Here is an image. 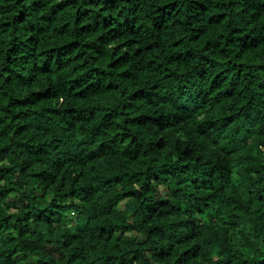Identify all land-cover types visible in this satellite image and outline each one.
I'll use <instances>...</instances> for the list:
<instances>
[{
  "label": "trees",
  "instance_id": "trees-1",
  "mask_svg": "<svg viewBox=\"0 0 264 264\" xmlns=\"http://www.w3.org/2000/svg\"><path fill=\"white\" fill-rule=\"evenodd\" d=\"M0 264H264V0H0Z\"/></svg>",
  "mask_w": 264,
  "mask_h": 264
}]
</instances>
